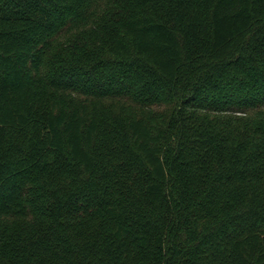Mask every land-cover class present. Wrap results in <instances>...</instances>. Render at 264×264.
<instances>
[{"label": "trees", "instance_id": "trees-1", "mask_svg": "<svg viewBox=\"0 0 264 264\" xmlns=\"http://www.w3.org/2000/svg\"><path fill=\"white\" fill-rule=\"evenodd\" d=\"M0 264H264V0H0Z\"/></svg>", "mask_w": 264, "mask_h": 264}]
</instances>
